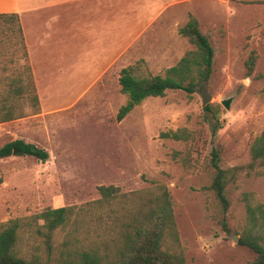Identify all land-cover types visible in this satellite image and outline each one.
<instances>
[{"label": "rangeland", "instance_id": "1", "mask_svg": "<svg viewBox=\"0 0 264 264\" xmlns=\"http://www.w3.org/2000/svg\"><path fill=\"white\" fill-rule=\"evenodd\" d=\"M173 1L148 23L138 9L149 0H90L73 11L60 10L56 23L55 9L26 16L24 23L20 17L0 18V148L22 139L49 153L46 161L16 155L0 160V225L24 220L19 257L56 264L76 221H83L80 232L92 237L104 230L98 218L115 225L126 196L165 186L178 238L167 233L163 250L181 255L186 264L254 260L239 244L248 228L241 195L251 193L264 204V169L237 174L227 189L231 206L224 210L210 188L216 175L211 153L219 149L223 169L246 166L264 129V0H152L150 5ZM191 15L214 49L210 80L191 95L174 90L149 97L118 121L129 100L119 83L121 70L165 76L196 49L180 34ZM19 86L21 95L14 92ZM202 86L212 96L206 106ZM225 100L231 101L229 108ZM9 112L14 118L6 120ZM184 128L193 139L163 136ZM101 186L118 188L109 203L102 200ZM58 207L74 213L66 228L54 232L50 253L37 231L43 222L31 218Z\"/></svg>", "mask_w": 264, "mask_h": 264}, {"label": "trees", "instance_id": "2", "mask_svg": "<svg viewBox=\"0 0 264 264\" xmlns=\"http://www.w3.org/2000/svg\"><path fill=\"white\" fill-rule=\"evenodd\" d=\"M9 16V17H8ZM12 22H16L17 14H0ZM180 34L196 47L188 52L180 62L169 68L165 76L149 75L138 77L133 67L121 70L119 83L123 93L129 97L117 115L122 121L135 107L149 97H164L168 91L182 90L193 94L196 88L210 80L213 72L214 49L209 38L200 29L198 20L190 16L188 23L180 29ZM256 56L249 59V68L253 70ZM30 70V69H29ZM17 95L23 94V88L17 87ZM209 111L210 107L207 106ZM11 112L6 120L13 119ZM220 128V127H219ZM166 138L189 141L193 132L179 129L163 134ZM211 163L216 175L211 190L220 201L224 210H228L231 202L227 189L236 176L243 170L249 172L264 169V129L251 146V161L246 166L223 169L220 166L219 149L212 150ZM12 155L31 156L41 161L49 158V153L35 144L17 139L0 148V160ZM118 188L101 186L102 200L110 202ZM128 201L121 203L122 213L114 218L115 225L108 224L103 217L97 220L104 229L92 237L80 232L83 221L77 222L74 229L67 234L56 264H186L181 255L163 250L162 243L167 233L178 238V231L173 212L172 199L168 189L160 186L156 191H141L126 196ZM115 199V198H114ZM241 200L246 204L248 228L239 240V244L248 247L255 258L249 264H264V204L256 203L253 194L244 193ZM117 210L112 209V214ZM71 207L46 208L32 216L31 221L38 225L37 231L45 238L46 245L53 252L52 238L57 229L66 228L73 216ZM122 216V217H120ZM24 220L15 219L0 225V264H43L39 258L25 259L18 256L16 244L18 233L23 228ZM105 225V226H104ZM79 235H85L80 238Z\"/></svg>", "mask_w": 264, "mask_h": 264}, {"label": "crops", "instance_id": "3", "mask_svg": "<svg viewBox=\"0 0 264 264\" xmlns=\"http://www.w3.org/2000/svg\"><path fill=\"white\" fill-rule=\"evenodd\" d=\"M90 0H0V14H17L20 17V20L24 23V18L26 16H37V14H42L44 11L49 9H55V14L53 16V22L56 23L62 16H60V10L65 12L73 11L74 6L79 3L87 2ZM99 1V0H97ZM147 2V0H144ZM152 0H149L148 7L143 6L139 12V17L142 20V23H148L155 20L158 14L163 11L165 8L169 7L173 2H166L161 4V6L155 8L150 5ZM186 1L187 0H180ZM101 2V0H100ZM83 5V4H82ZM101 7V6H100ZM103 9V8H102ZM82 12H85L80 10ZM147 16V17H146ZM21 22V23H22ZM59 32V31H58Z\"/></svg>", "mask_w": 264, "mask_h": 264}, {"label": "water", "instance_id": "4", "mask_svg": "<svg viewBox=\"0 0 264 264\" xmlns=\"http://www.w3.org/2000/svg\"><path fill=\"white\" fill-rule=\"evenodd\" d=\"M200 93H201V96L203 98V106H206L208 105V103L211 101L212 99V96L211 94L207 91L206 87L205 86H202L201 87V90H200ZM223 104L225 105V107L229 108L230 107V104H231V101L230 100H225L223 102Z\"/></svg>", "mask_w": 264, "mask_h": 264}]
</instances>
